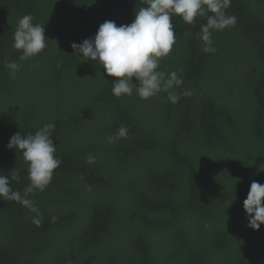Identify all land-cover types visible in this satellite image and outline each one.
Instances as JSON below:
<instances>
[{
  "label": "trees",
  "instance_id": "1",
  "mask_svg": "<svg viewBox=\"0 0 264 264\" xmlns=\"http://www.w3.org/2000/svg\"><path fill=\"white\" fill-rule=\"evenodd\" d=\"M145 6L0 0V175L24 194L28 163L6 145L47 123L62 161L28 194L39 226L0 197V264H264V224L251 230L243 210L251 183L264 184V0H230L236 23L212 30V53L202 51L206 16L173 15L175 43L157 70L183 80L169 89L176 103L165 91L114 96L113 78L71 48ZM28 14L45 24L46 47L22 61L13 36ZM7 62L21 65L14 77ZM121 125L127 138L109 143Z\"/></svg>",
  "mask_w": 264,
  "mask_h": 264
},
{
  "label": "clouds",
  "instance_id": "2",
  "mask_svg": "<svg viewBox=\"0 0 264 264\" xmlns=\"http://www.w3.org/2000/svg\"><path fill=\"white\" fill-rule=\"evenodd\" d=\"M144 4L146 6L135 13L131 24L117 26L114 21H105L94 37L87 38L80 44L73 43L71 48L74 54L86 58L85 61L98 62L104 74L113 78L114 96H131L135 89L140 98L148 99L165 91L168 92V99L176 103L180 97L175 92H169V89L180 86L183 80L175 71L168 73L166 77L164 72L157 70L160 58L167 56L175 43L173 15L179 16L186 24L193 23L197 16L207 17L206 24L200 30V38L205 45L202 51L205 53L216 50L212 47V30L234 26L236 18L225 12L230 0H144ZM33 19L30 14L24 15L19 19L14 32L13 48L21 52L19 59L22 61L38 55L46 47L45 24H34ZM6 67L14 77L21 65L7 62ZM54 128V123H47L34 134L22 136L17 132L6 145L8 150L21 152L28 163L30 184L24 189L23 195L10 187L7 175H0V197L19 202L36 213L32 219L36 226L42 220L34 201L27 198L28 194L34 190L43 191L51 182L53 171L62 163L54 156ZM128 131L125 125H121L116 135L108 137L109 143L127 138ZM86 162L93 164L95 157L88 156ZM11 179L18 180V173H13ZM243 210L246 213L247 227L253 231L259 230L264 224V184L257 181L251 183L243 201ZM52 220L55 221V217Z\"/></svg>",
  "mask_w": 264,
  "mask_h": 264
}]
</instances>
